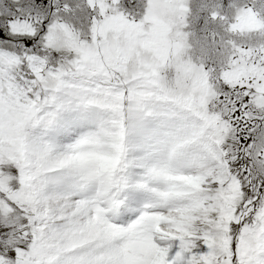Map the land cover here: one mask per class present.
<instances>
[{"label": "snow or ice", "instance_id": "6c2138e0", "mask_svg": "<svg viewBox=\"0 0 264 264\" xmlns=\"http://www.w3.org/2000/svg\"><path fill=\"white\" fill-rule=\"evenodd\" d=\"M0 264H264V0H0Z\"/></svg>", "mask_w": 264, "mask_h": 264}]
</instances>
